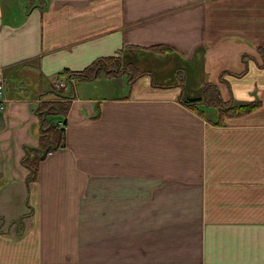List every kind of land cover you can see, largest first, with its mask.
<instances>
[{"label": "crops", "instance_id": "1", "mask_svg": "<svg viewBox=\"0 0 264 264\" xmlns=\"http://www.w3.org/2000/svg\"><path fill=\"white\" fill-rule=\"evenodd\" d=\"M260 45L264 0H0V264H264Z\"/></svg>", "mask_w": 264, "mask_h": 264}, {"label": "trees", "instance_id": "2", "mask_svg": "<svg viewBox=\"0 0 264 264\" xmlns=\"http://www.w3.org/2000/svg\"><path fill=\"white\" fill-rule=\"evenodd\" d=\"M258 51L263 59V65H264V45L258 46ZM113 57L116 56H110V57H104L101 56L97 58L94 62L90 63L88 66L81 70H76L73 71L71 74L73 76H76L79 79H84L88 77L94 76L98 71L106 70L105 68V60L107 59H112ZM117 65V64H116ZM114 66L113 69L116 70L117 66ZM112 69V66H111ZM219 98V96H218ZM187 101V100H186ZM58 104H61V110L65 109V106L63 108V104L61 102H56ZM50 103H43L38 107L37 110L43 108H48ZM253 106V104L248 103V107ZM54 108H57L55 106ZM44 112L42 113L41 116V127H40V136L42 139V145L38 147L34 146H28L25 149L24 156L21 159L22 164L27 168L28 170V175H27V181L28 183L32 180L35 179L36 173H37V168H38V163L39 160L42 156V154L46 153V151L57 147L60 144L61 141V134H62V129L58 126L54 120L47 118L46 116H43ZM3 218L0 217V223L2 222Z\"/></svg>", "mask_w": 264, "mask_h": 264}, {"label": "rangeland", "instance_id": "3", "mask_svg": "<svg viewBox=\"0 0 264 264\" xmlns=\"http://www.w3.org/2000/svg\"><path fill=\"white\" fill-rule=\"evenodd\" d=\"M105 65H106V67H109V66H111L112 64H110V62H107V61H106ZM123 67L126 68V66H123ZM129 68H130L134 73H137V71H138V69H135L134 64H133L132 66H130ZM112 70H113V69H112ZM113 71H114V70H113ZM102 78H103V77H102ZM102 80H104V79H102ZM118 80H119V78H118ZM96 82L100 83V82H101V78L96 79ZM123 82H124V84L127 83V81H125V79H124ZM53 119L56 120V118H54V117H53Z\"/></svg>", "mask_w": 264, "mask_h": 264}, {"label": "built area", "instance_id": "4", "mask_svg": "<svg viewBox=\"0 0 264 264\" xmlns=\"http://www.w3.org/2000/svg\"><path fill=\"white\" fill-rule=\"evenodd\" d=\"M5 100H6V98L4 97V94H3V87L0 84V109H2L4 107Z\"/></svg>", "mask_w": 264, "mask_h": 264}]
</instances>
